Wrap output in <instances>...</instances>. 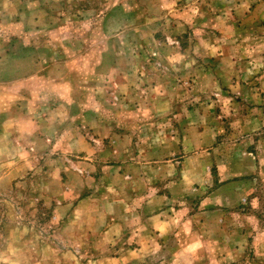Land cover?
I'll return each mask as SVG.
<instances>
[{"label": "rangeland", "instance_id": "obj_1", "mask_svg": "<svg viewBox=\"0 0 264 264\" xmlns=\"http://www.w3.org/2000/svg\"><path fill=\"white\" fill-rule=\"evenodd\" d=\"M8 171L0 264H264V0H0Z\"/></svg>", "mask_w": 264, "mask_h": 264}, {"label": "crops", "instance_id": "obj_2", "mask_svg": "<svg viewBox=\"0 0 264 264\" xmlns=\"http://www.w3.org/2000/svg\"><path fill=\"white\" fill-rule=\"evenodd\" d=\"M247 154H245L244 157H241L240 162L235 163V167H237L238 169L240 168V173H242V175H245L247 173L251 174L257 168L256 161L253 160ZM12 176H13L12 172H9V171L4 173L2 176H0V196H2L1 192L2 193H6L8 188L11 187L10 182L13 179ZM239 176H241V174H239ZM244 181L245 180L243 178L239 177V178H236V179H232L229 182L230 183V188L233 189V191L230 192L231 193L230 199L234 200V203H238L240 200H243L244 196L247 195L246 189L244 190L242 188L244 186ZM221 186L219 188L223 189V185H221ZM79 190H80V188H76V190H72L71 189L72 193H73V191H79ZM3 195H6V194H3ZM5 198L7 200V197H5ZM85 204H87V197L86 198L84 197V198L78 200L76 204L65 202L64 206H59L58 208H55V209H70L71 207H73L72 211H74L77 208H80L81 206H84ZM71 215H72V213H71ZM150 220L152 221V227H154V229H156V230H160L162 227H164L166 225V222L164 221L165 219H161L159 216H154L153 215L152 217H150ZM64 223H66V222H64ZM118 226H119V223L110 224L109 228H108L109 229L108 233L110 231H113L115 229V227H118ZM3 261L4 262H10L12 260H9V257H7L6 259H3Z\"/></svg>", "mask_w": 264, "mask_h": 264}]
</instances>
